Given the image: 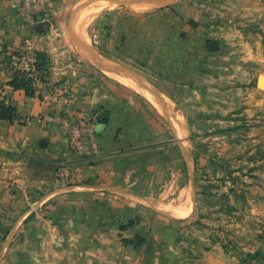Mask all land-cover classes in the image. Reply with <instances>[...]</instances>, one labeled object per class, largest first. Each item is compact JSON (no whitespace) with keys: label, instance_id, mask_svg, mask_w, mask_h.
I'll list each match as a JSON object with an SVG mask.
<instances>
[{"label":"rangeland","instance_id":"1","mask_svg":"<svg viewBox=\"0 0 264 264\" xmlns=\"http://www.w3.org/2000/svg\"><path fill=\"white\" fill-rule=\"evenodd\" d=\"M58 3L39 7L8 0L27 37L14 50L2 45L9 53L2 51L0 71L7 78L14 70L28 72L35 92L49 107L41 119L86 121L95 132L98 118L107 123L109 112L102 109L98 117L87 113L72 91L74 77L89 85L97 84L93 77L99 78L101 97L121 86L146 99L165 117L163 142L148 145L163 147V155L139 159V164H147L139 176L147 175V166L155 162L168 165L174 176L166 180L180 175L187 185L182 195L195 210L196 226L214 228V235L226 237L223 242L231 245L230 233L244 220L259 248L240 253L241 260L264 264V108L256 104L264 93V0H170L148 5L86 0L60 15L50 9ZM127 29L136 36L138 30L144 34L124 46L130 39ZM81 35L110 68L77 48ZM44 38L51 43L43 44ZM37 51L48 58L47 74L36 66ZM65 166L55 165V174L69 181L72 174ZM168 184L170 197L176 198V184ZM7 229L0 223L2 236Z\"/></svg>","mask_w":264,"mask_h":264},{"label":"crops","instance_id":"2","mask_svg":"<svg viewBox=\"0 0 264 264\" xmlns=\"http://www.w3.org/2000/svg\"><path fill=\"white\" fill-rule=\"evenodd\" d=\"M83 1L59 0L50 9L60 15ZM126 32L130 39L124 46L144 34ZM26 37L16 10L8 0H0V56L21 46ZM44 40L45 45L51 43ZM80 41L78 49L100 55L89 40ZM144 41L139 42L142 47ZM93 78L97 84L74 77L72 91L87 113L98 117L103 109L109 120L101 123L98 118L97 153L76 156L58 125L41 119L49 110L45 100L36 92L28 97L23 90L11 89L10 78L0 71V101L15 107L21 117L0 121V223L8 226L5 235L0 234V264H247L240 253L259 247L244 220L230 233L231 245H225L226 237L214 235V228L196 226L195 210L182 195L187 185L180 175L166 180L173 175L168 165L155 162L147 166V175L139 176L147 165L139 159L163 155V147L148 145L163 142L165 117L121 86L101 97V82ZM256 104L264 108V93ZM126 147L130 150L123 152ZM57 164L70 169L69 181L57 179ZM168 183L176 184V198L170 197ZM156 204L173 213L162 212ZM136 237L143 240L140 245L124 242Z\"/></svg>","mask_w":264,"mask_h":264},{"label":"built area","instance_id":"3","mask_svg":"<svg viewBox=\"0 0 264 264\" xmlns=\"http://www.w3.org/2000/svg\"><path fill=\"white\" fill-rule=\"evenodd\" d=\"M54 0H25L26 5L35 4L39 7H46ZM22 13V12H21ZM48 122L58 125V133L68 140L69 148L76 156L86 152L87 154L97 153V145L94 141L95 127L90 122H74L67 119L51 117Z\"/></svg>","mask_w":264,"mask_h":264},{"label":"trees","instance_id":"4","mask_svg":"<svg viewBox=\"0 0 264 264\" xmlns=\"http://www.w3.org/2000/svg\"><path fill=\"white\" fill-rule=\"evenodd\" d=\"M36 66L39 68L40 72L48 73L49 61L45 53L37 51L35 53ZM8 85L13 90H23L25 95L28 97H33L35 95V89L31 85V79L28 72L25 69L14 70L11 74ZM40 97V96H39ZM20 119L15 107L8 103L0 102V121L13 122L14 120ZM125 243L132 244L134 246L140 245L143 240L140 237H136L130 241H124Z\"/></svg>","mask_w":264,"mask_h":264},{"label":"bare ground","instance_id":"5","mask_svg":"<svg viewBox=\"0 0 264 264\" xmlns=\"http://www.w3.org/2000/svg\"><path fill=\"white\" fill-rule=\"evenodd\" d=\"M109 6V5H108ZM79 32V31H78ZM83 34V33H82ZM82 36V38H80L82 41H85L86 39L84 38V36L83 35H81ZM83 44V43H82ZM77 47H80L79 45H78V43H77ZM80 49V51L84 54V55H86V56H88V57H91V59L93 60V61H95L96 63H98V64H100V65H102L103 66V68L105 67V68H110L106 63H105V61H103V59L100 57V56H97V55H94V54H91V53H89L88 51H86V50H84L82 47L81 48H79ZM131 85H133L132 83H131ZM136 88V87H135ZM134 88V89H135ZM138 89V88H137ZM139 90V89H138ZM142 91V90H141Z\"/></svg>","mask_w":264,"mask_h":264},{"label":"water","instance_id":"6","mask_svg":"<svg viewBox=\"0 0 264 264\" xmlns=\"http://www.w3.org/2000/svg\"><path fill=\"white\" fill-rule=\"evenodd\" d=\"M133 1H136V3H145V4H154V3H157V1H150V0H133ZM123 2L122 1H120L119 2V4H122ZM158 3H160V2H158ZM114 69H119V68H115L114 67ZM100 130V129H99Z\"/></svg>","mask_w":264,"mask_h":264}]
</instances>
